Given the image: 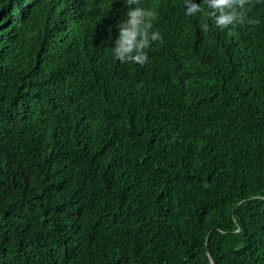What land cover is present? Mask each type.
<instances>
[{"label": "trees", "instance_id": "trees-1", "mask_svg": "<svg viewBox=\"0 0 264 264\" xmlns=\"http://www.w3.org/2000/svg\"><path fill=\"white\" fill-rule=\"evenodd\" d=\"M140 6L0 0V264H264V0Z\"/></svg>", "mask_w": 264, "mask_h": 264}, {"label": "clouds", "instance_id": "clouds-1", "mask_svg": "<svg viewBox=\"0 0 264 264\" xmlns=\"http://www.w3.org/2000/svg\"><path fill=\"white\" fill-rule=\"evenodd\" d=\"M126 7L125 19L120 23L114 39L112 52L120 62L143 65L148 59V49L153 42L161 39L160 33L152 31L154 13L140 6V0H123ZM243 7L244 0H207L209 15L215 17V23L227 27L237 20L236 6ZM194 5L187 15L200 12Z\"/></svg>", "mask_w": 264, "mask_h": 264}, {"label": "snow or ice", "instance_id": "snow-or-ice-1", "mask_svg": "<svg viewBox=\"0 0 264 264\" xmlns=\"http://www.w3.org/2000/svg\"><path fill=\"white\" fill-rule=\"evenodd\" d=\"M8 23H10V21H5L4 17L0 15V25L7 26Z\"/></svg>", "mask_w": 264, "mask_h": 264}]
</instances>
